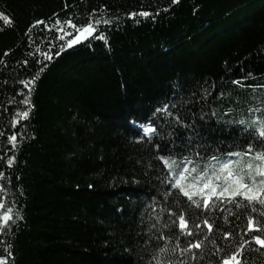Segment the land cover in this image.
Wrapping results in <instances>:
<instances>
[{"label": "trees", "instance_id": "obj_1", "mask_svg": "<svg viewBox=\"0 0 264 264\" xmlns=\"http://www.w3.org/2000/svg\"><path fill=\"white\" fill-rule=\"evenodd\" d=\"M67 2L70 7L64 9V0H0V11L15 21L7 28L0 24V57L6 61V66L0 64V109L8 110H0V130L8 131V114L14 107L22 108L18 81L39 77L32 94L35 108L30 119L22 121L27 124L26 138L8 170L11 183L5 182L9 199L15 198L24 217L13 227L14 237L6 238L13 245L15 264H151L152 256L171 257V252L145 248L138 239L140 234L148 236L147 230L164 215L170 216L168 210H176L177 203L188 206L187 198L170 187L173 177L158 156L187 155L202 170L211 163L208 157L222 159L245 143L246 125L238 121L250 123L253 115H262L247 109L261 106L264 89L231 81L250 72L246 84H264V0H180L155 19L137 17L140 23L124 13L141 7L154 12L170 0ZM93 8L120 16L119 27L101 26L107 44L98 39L79 44L55 56L40 73L27 53L37 44L44 49V34L42 26L34 29L35 43L29 48V23L46 19L51 24L53 12L61 19L73 14L76 22H83ZM8 49L12 51L4 57ZM24 59L29 60L27 66L16 63ZM213 83L215 89L210 87ZM205 90L211 95L205 96ZM221 91L223 97L218 95ZM13 97L17 103L9 105ZM169 102L177 105L182 117L188 108L205 113L203 119L195 118L199 136L193 138V148L184 144L182 149L183 141L167 135V126L160 134L163 140L135 139L140 133L129 120H144ZM173 140L170 152L153 146ZM198 151L200 156L195 155ZM208 215L210 222L234 233L246 223L244 208L235 205ZM210 239L225 246L215 228ZM186 240L180 237L181 247ZM163 246L174 247L175 237ZM213 247L205 244L206 251ZM0 255H6L4 246ZM210 260L216 264L211 252L201 264Z\"/></svg>", "mask_w": 264, "mask_h": 264}, {"label": "snow or ice", "instance_id": "obj_2", "mask_svg": "<svg viewBox=\"0 0 264 264\" xmlns=\"http://www.w3.org/2000/svg\"><path fill=\"white\" fill-rule=\"evenodd\" d=\"M179 3L180 0H170L167 7L157 6L154 12L141 7L138 11H129L124 15L136 23H140L137 17L155 19L161 12L166 13L173 5ZM63 7L64 9L70 7L67 0H64ZM51 18H54V22L51 24L46 19L31 21L25 32L28 46L31 48L35 43L32 35L33 30L42 26L41 31L44 35L41 37V42L45 45L44 49L41 50L40 45L37 44L35 51L27 53L39 66L40 73L47 68L55 56L65 53L78 44L97 39L105 41L107 44L108 38L105 31L101 30V26L112 27L115 25L119 27L118 21L120 20V16H110L106 8L104 11L93 8L87 13V18L83 22H76L73 14L61 19L58 13L53 12L52 17L48 19ZM14 23L12 16L0 11V24H3L4 28L14 26ZM4 28H0V31H3ZM50 33H54V35H48ZM11 51L12 49L6 50L3 56H8ZM261 52H264V48L261 49ZM16 63L27 66L29 60H17ZM0 64L6 66L3 57H0ZM251 77L252 73H245L240 78L232 80L231 83L239 87L264 89V84H246L245 81ZM38 78V75H32L28 79L18 81L21 87L16 90V95L21 97L18 103L22 108L14 107L13 112L8 114L10 115V120L6 122L8 131L0 130V137L4 138V142L0 143V246H4L6 253V255H0V264H9L10 261L11 264H15L13 245L7 243L6 238L9 234L14 237L13 227L18 226L17 222L22 221L24 217L22 208L17 206L15 198L9 199L10 193L5 182L11 183V172L8 170H11L16 164L20 145L26 138L27 124H23L22 121L29 120L30 113L35 108L32 103V94ZM210 87L215 89L216 85L213 83ZM25 93L27 94L25 95ZM174 95H179V93H174ZM204 95L210 96L211 92L205 90ZM218 95L223 97L225 93L221 91ZM16 103L14 97L8 100L9 105ZM0 110L4 113L8 112L7 107ZM247 111L254 114L260 112L262 115H253L250 123L244 120L238 121L239 124L246 125L242 129L245 143L239 146L240 150L228 152L222 159H218L215 155L208 157L207 159L211 163L202 170H198L195 159L187 155L158 156L159 161L173 177L170 187L174 186L183 197L187 198L188 206L186 209L180 208L177 203L176 210L171 208L168 210L170 213L169 223L164 224V228L175 229V231L169 235L161 233L156 239L172 240L175 237V246L171 249L167 246L159 247L157 249L159 253L171 252V257L152 256L151 264H201L209 252L217 257L216 264H264V101L260 107H249ZM179 113L180 109L177 105L169 102L154 108L144 120L130 119L129 123L134 125L140 133L135 139L151 142L152 137H159L163 140L164 137L160 134L166 131L164 126H167V129H171L167 135L183 141L180 145L182 149L184 144H187L189 149L193 148L196 143L193 138L199 136L195 118L199 116L203 119L205 113L202 109L199 113H193L191 108L187 109L185 117ZM17 125H20L19 130H17ZM180 130L185 132L184 137L179 135ZM174 142V140L166 141L163 146L161 143H155L153 146L162 152H170L169 145ZM195 155L200 156V152H196ZM177 160L180 161L178 165ZM174 166L179 167L180 170L175 171ZM17 180H19L18 176ZM17 191L23 195L19 187ZM228 205L242 207L245 210L246 223L240 232L225 231L214 222H210L212 218L208 215L209 213L217 211L224 213L227 211ZM196 213L201 215L197 216ZM229 215H233V213L229 212ZM236 218L239 219L238 216ZM155 227L156 225L153 224L152 228ZM214 228L222 234V239L225 241L223 248L220 247L216 239H210ZM202 233L203 235H201ZM241 233L243 235L240 240L234 241V235ZM180 237L187 238L183 247H181ZM138 239L144 244H148L153 237L140 234ZM208 242L214 247L206 251L205 244ZM208 264H212V261L210 260Z\"/></svg>", "mask_w": 264, "mask_h": 264}, {"label": "rangeland", "instance_id": "obj_3", "mask_svg": "<svg viewBox=\"0 0 264 264\" xmlns=\"http://www.w3.org/2000/svg\"><path fill=\"white\" fill-rule=\"evenodd\" d=\"M166 223H169V216L168 215H164L162 220L159 222V224L155 228L150 227V231L148 232L149 233L148 236L153 237V239L150 243L145 245V248L147 247V249L157 251V249L159 247H162L164 245V242L166 240L156 239V237H158L161 233H163L165 235H169L175 231V229L164 228V224H166Z\"/></svg>", "mask_w": 264, "mask_h": 264}, {"label": "water", "instance_id": "obj_4", "mask_svg": "<svg viewBox=\"0 0 264 264\" xmlns=\"http://www.w3.org/2000/svg\"><path fill=\"white\" fill-rule=\"evenodd\" d=\"M79 45V44H78ZM77 46V45H76Z\"/></svg>", "mask_w": 264, "mask_h": 264}]
</instances>
